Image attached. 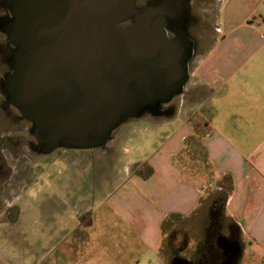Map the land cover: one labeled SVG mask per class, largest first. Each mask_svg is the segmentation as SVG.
I'll list each match as a JSON object with an SVG mask.
<instances>
[{
  "label": "crops",
  "instance_id": "1",
  "mask_svg": "<svg viewBox=\"0 0 264 264\" xmlns=\"http://www.w3.org/2000/svg\"><path fill=\"white\" fill-rule=\"evenodd\" d=\"M230 3L223 0L220 36L190 76L199 97L180 100L195 103L193 114L152 118L141 141L129 138L132 174L103 182L90 210L89 221L113 214L138 239L117 241L119 263L190 264L183 250L162 251L166 232L217 206L244 243L239 264H264V0Z\"/></svg>",
  "mask_w": 264,
  "mask_h": 264
},
{
  "label": "rangeland",
  "instance_id": "2",
  "mask_svg": "<svg viewBox=\"0 0 264 264\" xmlns=\"http://www.w3.org/2000/svg\"><path fill=\"white\" fill-rule=\"evenodd\" d=\"M183 2L134 3L136 8L154 7L168 15L163 30L187 55L190 80L183 92L168 103L143 108L139 117L123 123L101 147H58L45 153L33 122L22 116L7 91L17 53L12 41L15 16L11 0H0V264H125L116 259L114 247L118 242H138L135 234L113 214L88 219L96 199L104 194L102 183L132 174L136 156L128 152L134 147L129 138L141 141L152 118L158 122L167 115L194 112L195 103L183 107L180 100L199 97L190 76L220 36L223 0ZM135 128L138 133H131ZM220 210L206 208L195 217L174 221L162 251L170 255L183 250L190 264H239L244 243Z\"/></svg>",
  "mask_w": 264,
  "mask_h": 264
},
{
  "label": "water",
  "instance_id": "3",
  "mask_svg": "<svg viewBox=\"0 0 264 264\" xmlns=\"http://www.w3.org/2000/svg\"><path fill=\"white\" fill-rule=\"evenodd\" d=\"M134 3L11 0L17 53L6 87L45 153L101 147L183 92L187 55L163 30L168 15Z\"/></svg>",
  "mask_w": 264,
  "mask_h": 264
},
{
  "label": "flooded vegetation",
  "instance_id": "4",
  "mask_svg": "<svg viewBox=\"0 0 264 264\" xmlns=\"http://www.w3.org/2000/svg\"><path fill=\"white\" fill-rule=\"evenodd\" d=\"M137 1H138V0H137ZM183 1H184V0H181V3H179V5H180V4L184 5L185 3H184ZM136 4H138V3H136ZM138 6H139V5H138ZM129 25H131V22L121 24V26H129Z\"/></svg>",
  "mask_w": 264,
  "mask_h": 264
}]
</instances>
